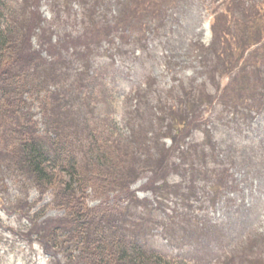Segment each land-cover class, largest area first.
I'll return each instance as SVG.
<instances>
[{"label":"trees","instance_id":"obj_1","mask_svg":"<svg viewBox=\"0 0 264 264\" xmlns=\"http://www.w3.org/2000/svg\"><path fill=\"white\" fill-rule=\"evenodd\" d=\"M111 1L50 0L54 17L47 20L40 0H0V177L17 187L7 204L16 203V210L30 222L28 231L38 235L47 249H58L67 264H185L149 251L139 225L145 217L134 218V203L161 213L155 223L162 225L164 236L175 238L179 232L184 242H197L191 244L194 253L189 257L196 264H229L227 254L209 255L202 242L204 237L213 238L214 226L200 223L206 220L183 207H191L186 202L190 199L213 205L217 193L233 184L230 163L236 142L229 144L233 149L222 150L207 132L200 141L192 133L210 123L203 108L214 102L224 108L219 118L232 122L238 135L248 133L252 118L264 109V96L256 84L237 83L239 76L253 70L251 60L264 61V50L258 51L264 48V0L221 1L212 39L198 53V59L207 62L199 61L203 79L198 87L183 89L181 83L180 92L174 85L164 92V88L147 85L133 91L135 96L127 99L135 102L124 107L123 113L124 131L129 129L134 141L130 150L115 118L109 119L108 110L100 118L91 101L97 104V93L103 91L98 86L88 88L87 80H97L95 59L103 44H109L108 50L115 48L124 61L135 50L145 53L147 32L158 34L178 22L187 1L121 0L115 8ZM75 24L78 27L72 29ZM116 39L131 48H118ZM210 62H225L224 75L230 80L228 86L217 87L216 93L206 90V80L215 78L211 73L218 67ZM33 105L39 109L40 120L30 113ZM131 112L136 113L133 123L127 117ZM233 115L234 120L230 119ZM162 138H169V145ZM141 155L151 162L146 169L152 174L147 186L155 195L151 206L130 190L144 170L137 167ZM169 173L181 180L168 184ZM203 179L211 191L199 185ZM30 189L41 197L48 192L50 201L42 206L27 202ZM89 194L102 199L103 205L90 207ZM123 195L128 198L125 205L108 201ZM168 195L180 197V203L164 208ZM46 208L61 210V217L40 220ZM230 254L244 264L253 258L254 264H264V232L245 236Z\"/></svg>","mask_w":264,"mask_h":264},{"label":"rangeland","instance_id":"obj_2","mask_svg":"<svg viewBox=\"0 0 264 264\" xmlns=\"http://www.w3.org/2000/svg\"><path fill=\"white\" fill-rule=\"evenodd\" d=\"M183 1H187V4L177 18L179 19L178 22L175 21L174 25L168 24L166 30H162L158 34L147 32L146 37L149 42L148 46L145 47V53L141 54L140 50H135L130 54V59L124 61L116 53L115 48L108 50L109 44H103L100 54L95 59L96 73H94V76H96L97 80H87L88 88H97L98 86L103 89V91L100 90L97 93L99 97L98 103L96 104L93 99L91 101L99 109L100 118H104L106 110H108L109 119L115 118L121 132L124 133L125 143L129 145L128 150L131 147L133 148L134 141L129 136L130 130L124 131L127 122L123 118V113L125 111L124 107H128L135 102L132 97L131 101L127 99L130 98L131 94L135 96L134 90L136 92L138 90L141 91L142 88L150 85L164 88L165 92L170 85H174L177 86L175 88L179 91L178 85L181 83L183 84V89L185 87L191 88V85L198 87L203 79L199 64L200 62H205V58L199 57L198 59V53L212 39V29L215 22V17L212 18V15L219 12L221 0ZM111 2V7L115 8L118 5L117 2H121V0H112ZM74 9L79 11L78 5L75 4ZM40 11L47 20L53 19L50 0H40ZM148 18V14H145L144 19ZM71 22H73V18L70 19L69 24ZM71 27L74 29L78 26L75 24ZM71 27L68 26V28ZM137 33L136 30L133 31L134 36ZM199 39L200 41H197ZM115 41V46L118 48H131L127 44H121L117 39ZM117 43L119 44L117 45ZM263 50L264 48L258 51L261 53ZM109 54H114V56L111 58ZM123 56L126 57L124 54ZM260 60V65L256 67ZM251 62L253 63V70L239 76L237 83L239 86H241V83L256 84L260 88L259 94L263 93L264 96V61L256 58L251 60ZM210 63L212 67H218L211 73V75L215 74V78L206 80V90L216 93L217 87L228 86L230 80L224 75L226 70L225 62L221 64ZM242 63L243 61L239 62L238 66ZM190 80H193V82H190ZM93 82L96 83L91 86ZM38 110L36 105H33L30 110V113L34 114L33 119L35 120H40ZM203 113L206 120L210 123L206 127L200 125L193 131L192 136L200 141L203 139V132H207L212 135V140L216 138V143H219L218 147L222 150L231 147L229 144L232 140L236 142L234 144L236 152L231 155L234 158V162L230 163V171L233 174L234 182L228 188H224L217 193L218 199L214 205H211L207 200L200 202L190 199L186 200V202L191 203V207L184 206L183 209H186L194 216H199V219L204 218L206 220L200 223L204 225L212 224V226L216 227L211 232L213 238L204 237L202 239L209 255L221 252L222 255L227 254V263L244 264V261H239L237 256L233 257L230 254L231 250L236 248L245 236L255 232H264V109L259 114L254 115L255 118L251 120L249 132L247 134L242 132V135H238V131L235 130L232 122L227 123V120L219 118L224 113L221 103L214 102L205 106ZM89 116L90 114H86V117ZM127 117L129 123H133L136 113L131 112ZM230 119L234 120V115ZM93 124H88V126L92 127ZM38 127L43 129L42 123ZM161 142L169 145L170 139L162 138ZM190 142L194 141L190 140ZM243 146H248V149L246 150ZM153 151L151 148L150 152ZM139 161L137 167H143L144 170L140 177L132 183L130 190L139 199H146L149 206H151V204L155 203V195L147 186L150 182H146L152 176L151 171L146 170L151 162L143 160V155H141ZM166 178L168 184L178 183L181 180L180 176H176L174 173H169ZM13 182L9 179L4 182L0 177V264H67L66 262L68 261L58 249H47L38 235L28 231L30 222L26 218L25 213L16 210V203L14 206H8L7 200L14 196L17 188ZM204 184H207L206 181L204 179L200 180L199 185L204 186V191H211L210 185L207 184L206 187ZM234 186L235 188H233ZM27 194V202L31 201L37 206L46 205L51 199L48 192H45L41 197L38 196L37 191L34 189H30ZM89 195L87 199L90 207L103 205L101 203L102 199H96L94 194ZM166 199L167 202L164 208L169 207L172 202L180 203L178 200L181 198L175 195H168ZM112 200H117L118 205L128 203L126 195L120 198L113 196L108 201ZM200 204L203 205V208H198L201 206ZM43 210H46L45 215L40 220L45 218L58 219L62 215V211L59 209L46 208ZM149 211L142 203H138L137 206L134 203L131 211V214L135 215L134 218L136 220L138 215L145 217L143 221L139 222V225L145 231L149 251H157L163 257L165 256L164 258L174 259L175 261L182 260L185 264H196L197 262L189 259L190 255L194 253V248H190L188 244L191 245L197 242H184L179 232L175 233V238L164 236L162 225L155 223L156 219L162 217L161 213L158 210ZM128 226L132 227L130 223ZM254 261L255 258H253L252 263L246 262V264H254Z\"/></svg>","mask_w":264,"mask_h":264}]
</instances>
